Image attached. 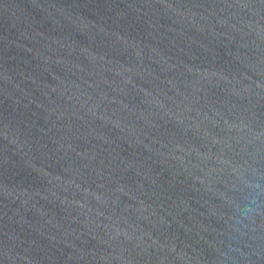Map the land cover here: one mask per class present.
Returning a JSON list of instances; mask_svg holds the SVG:
<instances>
[{
	"label": "water",
	"instance_id": "95a60500",
	"mask_svg": "<svg viewBox=\"0 0 264 264\" xmlns=\"http://www.w3.org/2000/svg\"><path fill=\"white\" fill-rule=\"evenodd\" d=\"M0 264H264V0H0Z\"/></svg>",
	"mask_w": 264,
	"mask_h": 264
}]
</instances>
